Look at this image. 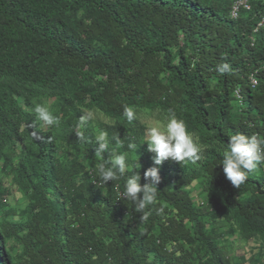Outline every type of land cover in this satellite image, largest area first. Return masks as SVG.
Here are the masks:
<instances>
[{
	"label": "trees",
	"instance_id": "16d2710c",
	"mask_svg": "<svg viewBox=\"0 0 264 264\" xmlns=\"http://www.w3.org/2000/svg\"><path fill=\"white\" fill-rule=\"evenodd\" d=\"M247 1L232 18L228 0H0V264H240L236 236L256 243L247 264H264V167L236 188L221 165L231 135L264 138V0ZM170 112L199 160L154 165L142 118ZM100 130L130 165L106 185ZM152 167L158 198L142 220L124 182L137 170L143 186Z\"/></svg>",
	"mask_w": 264,
	"mask_h": 264
},
{
	"label": "clouds",
	"instance_id": "9594fccd",
	"mask_svg": "<svg viewBox=\"0 0 264 264\" xmlns=\"http://www.w3.org/2000/svg\"><path fill=\"white\" fill-rule=\"evenodd\" d=\"M228 1L232 2L234 6V2L237 0ZM243 1H246L248 8L241 7L240 9L249 10L248 1ZM238 13L236 17L232 16V18H237ZM217 70L222 74L232 71L231 65L228 63L219 64ZM35 111L38 114V118L45 124H59V117L54 116L45 106L37 105ZM123 114L129 122L137 118L136 111L130 106L124 108ZM88 118L82 116L78 127H83ZM77 135L81 140L86 139L83 132H79ZM147 136L148 139L145 142L147 150L154 154L153 163L156 166L162 165L169 159L177 162L200 159V147L196 139H194V134L188 130L185 121L179 119L174 112H170L166 119L157 120L151 124L147 128ZM111 139L115 141V148H110L111 142L107 131L100 130L95 136V142L98 145L95 151L101 155V159H103L105 152L112 153L110 159L102 163L98 169L100 182L103 185H106L109 181L124 177L126 170L130 167L127 161L128 153L115 154L116 149L123 146V140L118 135L113 136ZM136 147L134 143L128 144L129 150H136ZM221 165L227 180L238 188L247 181L250 173L264 167V138L259 137L257 134L249 136L240 132L231 135L228 140V147L223 153ZM135 168L138 169L139 165L135 164ZM159 171V167H152L146 170L143 177L145 180L143 186L141 185V176L137 170H133L125 178L122 196L132 202L134 210L142 214V220L148 219L150 212L146 211V209L157 201L159 192L157 185L161 182ZM160 211L162 212L163 209H160Z\"/></svg>",
	"mask_w": 264,
	"mask_h": 264
},
{
	"label": "rangeland",
	"instance_id": "374dc122",
	"mask_svg": "<svg viewBox=\"0 0 264 264\" xmlns=\"http://www.w3.org/2000/svg\"><path fill=\"white\" fill-rule=\"evenodd\" d=\"M53 103V101H50L48 104ZM31 107V106H30ZM32 108V107H31ZM38 117V116H37ZM92 118L94 120L100 118L104 121H106V119H104V117L102 116H96L95 114H92ZM143 122L145 123L146 127L148 128L151 124H153L154 122L157 121V119L152 116V115H145L144 118H142ZM148 139V136H147ZM194 139H196L194 137ZM197 141V139H196ZM13 187V191H14V198L16 199H20V194L16 191V187ZM191 192H192V197L195 200V202L197 203H201L203 202V197H204V193L201 189H198V185L197 182L193 183V185L191 186ZM13 201V199H11ZM227 242H229L228 244V254L230 256H234L236 257L237 260H239L238 262L241 264V261L244 260L245 262H242V264H247V260L250 258V256L253 253V248L256 247V243L254 242H246L243 239H241L240 237L236 236V237H231L229 240L227 239Z\"/></svg>",
	"mask_w": 264,
	"mask_h": 264
},
{
	"label": "built area",
	"instance_id": "2783aa9c",
	"mask_svg": "<svg viewBox=\"0 0 264 264\" xmlns=\"http://www.w3.org/2000/svg\"><path fill=\"white\" fill-rule=\"evenodd\" d=\"M241 7H245V8H248L247 7V4H246V1H243V0H237L234 2V6H233V11H232V16L233 17H236L237 16V13H238V10L241 8ZM251 83L253 86H255L257 84L256 80L252 77L251 79Z\"/></svg>",
	"mask_w": 264,
	"mask_h": 264
}]
</instances>
